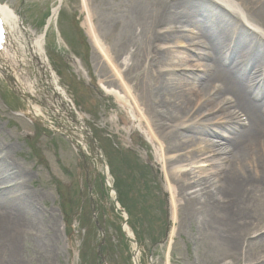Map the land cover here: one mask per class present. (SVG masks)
<instances>
[{
	"label": "bare ground",
	"instance_id": "1",
	"mask_svg": "<svg viewBox=\"0 0 264 264\" xmlns=\"http://www.w3.org/2000/svg\"><path fill=\"white\" fill-rule=\"evenodd\" d=\"M59 4L50 24L63 0ZM82 4L83 29L98 66L109 74L108 81L99 83L124 109L119 123L144 133L160 168L171 209L170 238L195 221L224 261L264 264L259 254L243 259L264 215V0ZM20 26L15 12L0 4V76L8 75L12 87L30 97L15 69L28 65L27 57L38 71L49 70V64L45 37L26 45ZM196 37L200 42L192 48L181 46ZM3 51L10 53L8 58ZM50 76V87L63 99ZM30 87L35 88L33 81ZM188 92H194V99L186 97ZM30 110L35 118L40 114L36 107ZM74 119L71 137L86 147L91 131L84 118ZM14 151L15 145L0 144V264H24L22 234L37 219L51 230L50 243L58 237L55 216H42L27 189L28 173L11 159ZM125 230L134 237L129 227ZM135 264H141L139 255Z\"/></svg>",
	"mask_w": 264,
	"mask_h": 264
},
{
	"label": "rangeland",
	"instance_id": "2",
	"mask_svg": "<svg viewBox=\"0 0 264 264\" xmlns=\"http://www.w3.org/2000/svg\"><path fill=\"white\" fill-rule=\"evenodd\" d=\"M89 1L96 7L102 0ZM161 1L169 0H140L146 4ZM0 3L19 17L26 45L37 37H45L49 64V70L38 71L36 63L27 57L28 65L15 69L21 85L33 98L25 99L26 102L0 76V144L15 145L11 159L28 173L27 189L42 216H55L58 226L57 240L50 243L51 230L44 220L37 219L34 228L22 234V262L135 264L139 255L141 264H230V260H223V253L211 236L197 231L195 221L192 226L189 221L176 229L170 238L173 223L163 176L154 154L153 158L150 156L152 147L144 133L138 127L119 123V114L126 113L114 95L99 83L101 79L108 81L109 74L98 66L100 59L83 29L82 0H63L58 17L48 28L59 0ZM199 40L187 39L181 46L192 48ZM1 53L6 58L10 54ZM193 60L198 61L194 52ZM51 72L66 100L58 99L50 87ZM32 81L35 88L30 87ZM186 97L194 99V92H188ZM30 106L40 112L37 119ZM75 114L85 119L104 156V166L93 159L88 146L79 145L66 135L63 125L69 126ZM261 217L260 230L251 239L244 260L246 255L264 257V237L258 238L264 232V215ZM97 222L105 231L101 247ZM126 225L134 233L139 252L123 234Z\"/></svg>",
	"mask_w": 264,
	"mask_h": 264
},
{
	"label": "water",
	"instance_id": "3",
	"mask_svg": "<svg viewBox=\"0 0 264 264\" xmlns=\"http://www.w3.org/2000/svg\"><path fill=\"white\" fill-rule=\"evenodd\" d=\"M89 141L91 142V147L94 148L97 152L99 151V148L97 146V143L95 141V139L93 137L89 138ZM124 235L126 236V234L124 233ZM127 239L135 246H137V242L134 239H130L127 237Z\"/></svg>",
	"mask_w": 264,
	"mask_h": 264
}]
</instances>
